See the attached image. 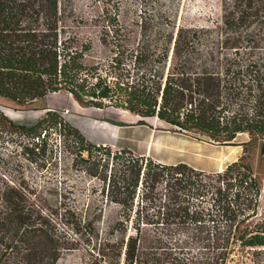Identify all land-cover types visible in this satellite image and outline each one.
Wrapping results in <instances>:
<instances>
[{
  "label": "trees",
  "instance_id": "trees-1",
  "mask_svg": "<svg viewBox=\"0 0 264 264\" xmlns=\"http://www.w3.org/2000/svg\"><path fill=\"white\" fill-rule=\"evenodd\" d=\"M61 3L0 0V97L14 108L44 110L30 124L0 110V140L23 144L28 153L44 148L54 132L62 135L83 170L105 182L109 202L121 211L118 223L126 228L136 220L123 250L110 242L97 264H139V221L149 222L153 205L162 219L210 226L221 249L196 264H226L231 244L264 246V223L243 226L256 216L260 194L248 159L264 144V0H223L220 20L207 26L176 25L160 9L144 8L135 34L103 56L92 53L89 39L67 33ZM56 91L82 105L125 110L139 123L153 117L197 138L240 144L243 153L207 172L112 150L40 104ZM238 134L246 139L235 143ZM52 213L21 182L0 176V264H56L68 240Z\"/></svg>",
  "mask_w": 264,
  "mask_h": 264
},
{
  "label": "rangeland",
  "instance_id": "rangeland-1",
  "mask_svg": "<svg viewBox=\"0 0 264 264\" xmlns=\"http://www.w3.org/2000/svg\"><path fill=\"white\" fill-rule=\"evenodd\" d=\"M222 3L223 0H62L60 10L68 26L67 33L75 32L80 39H89L92 53L103 56L113 43L135 34V22L143 16L144 8L148 13L160 9L176 25L207 26L220 20ZM40 104L54 108L66 120L88 123L91 117H98L104 129L88 127L87 139L109 144L112 150L125 148L132 155L150 156L164 163L184 161L212 172L243 153L240 144H218L197 138L173 130L153 117L139 123L140 117L127 111L113 106L82 105L64 91L48 93ZM0 110L24 124L32 123L44 113L41 109L14 108L2 97ZM62 137L54 132L44 148L38 145L28 153L22 149L23 144L0 140V176L21 182L32 196L51 208V216L68 240V248L56 264H97L98 251L109 252L110 242L121 243L123 250L126 236L135 234L136 220L127 222L126 228L118 223L121 211L118 205L109 202L105 182L83 170L74 154L64 149ZM245 139L244 134H238L234 142ZM248 160L260 194L256 216L243 221V226L264 223V144L253 148ZM157 210L158 205L148 208L149 222L139 221V264H196V260L221 249L213 243L212 232H208L210 226L178 217L162 219ZM231 248L226 264H264V246L231 244Z\"/></svg>",
  "mask_w": 264,
  "mask_h": 264
},
{
  "label": "crops",
  "instance_id": "crops-1",
  "mask_svg": "<svg viewBox=\"0 0 264 264\" xmlns=\"http://www.w3.org/2000/svg\"><path fill=\"white\" fill-rule=\"evenodd\" d=\"M48 107H50V106H48ZM122 111H125V110H122ZM68 121L70 123H72L73 125H75L84 135H85V133H87L88 127H93L96 129H104V125H101L102 122L100 121V119L98 117H91L89 119L88 123L80 121V120L70 119V118L68 119ZM89 140L96 143L95 141H93L91 139H89Z\"/></svg>",
  "mask_w": 264,
  "mask_h": 264
}]
</instances>
